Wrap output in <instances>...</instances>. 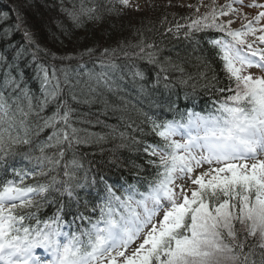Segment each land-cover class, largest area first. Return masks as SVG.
Here are the masks:
<instances>
[{"label": "snow or ice", "instance_id": "snow-or-ice-1", "mask_svg": "<svg viewBox=\"0 0 264 264\" xmlns=\"http://www.w3.org/2000/svg\"><path fill=\"white\" fill-rule=\"evenodd\" d=\"M71 2L69 8L62 0L61 11L77 28L86 21L101 22L105 14L119 17L131 7L130 0H91V6L85 0ZM234 5L243 6V0H227L219 7L211 0L202 15L182 17L185 24L176 23L174 32L167 29L173 35L183 30L185 39L197 44L203 39L198 33L216 32L206 39L208 51L229 83L216 88L227 95L215 113L189 110L187 117L179 113V120L163 121L142 113L141 124L150 126L147 135H154V142L137 138L136 133L145 135L144 128L130 117H119L123 130L116 125L107 126L106 133H93L78 127L73 104H100L102 115L125 111L127 101L122 107L108 99L121 90L117 81L125 79L124 67L136 69L131 77L144 81L135 61L154 65L159 69L156 85L163 76L168 88L170 70L180 74L181 84L193 79L182 64L171 58L162 61L155 42L144 29L135 28V41L119 39L98 55L94 48L80 53L81 60L95 56L98 71L38 63L37 95L17 61L32 48L35 62L42 50L23 28L19 7L14 9L16 23L4 28L0 39L22 30L26 44L12 46L11 61L0 53V264H264V4L253 0L247 5L262 9L251 18ZM189 7L199 13V5ZM8 15L0 14V20ZM237 15L241 24L234 28ZM44 54L52 61L73 59ZM200 59L207 68V60ZM253 68L260 74L249 71ZM198 74L208 79L206 71ZM211 81L218 78L213 75ZM140 91H145L144 84ZM51 105L54 110L46 114ZM173 107L169 102L168 110ZM45 131L46 139L40 140ZM109 136L141 146L154 170L120 194L93 172L92 162L80 152L81 146L107 142ZM19 160L26 165L17 166ZM93 192L99 197L95 204L86 198ZM48 205L56 211L42 220L37 213ZM137 240L141 242L132 248Z\"/></svg>", "mask_w": 264, "mask_h": 264}, {"label": "trees", "instance_id": "trees-1", "mask_svg": "<svg viewBox=\"0 0 264 264\" xmlns=\"http://www.w3.org/2000/svg\"><path fill=\"white\" fill-rule=\"evenodd\" d=\"M62 0H0V14L8 13L7 20H0V34L4 28L14 26L16 16L14 9L19 7L21 15L24 17L25 23L23 28H27L32 34L36 44L42 50L37 61H32V48H28L27 53L17 61L20 69L23 72L24 80L30 89L37 95L40 93V81L37 78V64H52L55 63L60 67L63 63L66 66L78 71L88 69L99 70L96 64V57L84 56L80 59V53L85 52L89 48L99 51L104 48L115 47L119 39L129 38L135 41L137 37L133 36V29L141 28L145 30V34L155 42L160 49L159 57L163 61L165 58H171L172 63L182 64L186 73L191 74L193 79L187 84H181L178 80L181 78L178 72L169 71L171 79L168 81L169 87H164L163 76L161 82L156 85V74L159 71L154 65H150L145 61H135V64L140 71L144 73L145 80L133 79L130 72L135 71L134 68L124 67L123 73L125 79L117 81L120 85V91L117 96L108 95L111 103L121 105L127 101L125 111L112 112L108 115H102L100 112L101 105H76L77 109L74 114L76 126L85 128L93 133H106L109 131L107 126L119 125L123 130L124 123L119 117H130L144 128L145 135L141 136L136 133L138 139L148 142H154L157 138L154 135H147L150 131V126L147 123L141 124L145 120L142 113H147L158 121L176 119L181 117L179 113H183L187 117L188 111L207 115L208 112L215 113L223 95L216 91L218 87H226L228 80L225 77L220 63L208 51L206 39L215 37L216 32L198 33V37H203L200 43L197 44L193 40L185 39L183 30L176 35L168 32L167 29L175 31V24H185L186 21L182 17H193L191 14H171L166 12H157L152 8L154 13L144 15L141 13H133L134 17L125 18L124 14L117 16H109L105 14L103 21H86L82 27H75L72 21L65 13L61 11ZM77 5L79 0H75ZM88 6H91V0H85ZM65 7H72L71 0H63ZM117 8L122 6L117 4ZM163 21V23H161ZM190 22V21H187ZM153 29L148 32L147 29ZM23 31H14L6 39H0V53H3L9 61L14 56L13 47L25 45ZM11 45V46H10ZM56 53L58 57H73L71 60H56L52 61L50 56H46L44 52ZM203 58L207 60L208 67H204ZM84 63L86 68L79 69L78 65ZM121 64L127 65L126 61H121ZM206 71L208 79L205 80L199 76V72ZM218 78V82L211 81L212 76ZM258 75V74H257ZM186 78V77H183ZM215 87L210 85V82ZM141 84L145 85V91H140ZM195 84V89H193ZM233 83V87H234ZM118 97H123L124 100ZM169 102H174L172 110L169 109ZM133 105L135 107H133ZM54 105L49 106L46 114H51L54 110ZM139 109L140 111H137ZM99 121V123H97ZM48 131H45L40 136V140L46 139ZM123 144V147L119 145ZM140 147L138 151L137 148ZM81 154H86V161H91L93 164V172L102 174L106 182L113 186L117 194H120L124 187L128 184L135 183L137 180H142L144 177H150L154 170L146 163L148 157L143 153L142 147L132 143L131 140H121L118 137L112 139L108 137L107 142L92 144L91 146H81ZM26 161L19 160L17 166L26 165ZM9 178H11L9 176ZM29 183L31 181H28ZM103 190L100 186L99 191ZM143 190V189H142ZM81 197L85 196L82 191ZM93 204L97 203L99 197L93 192L92 196L86 197ZM83 203V201H82ZM91 206V205H90ZM83 210V208H81ZM56 211L55 205H48L41 209L38 216L42 220L52 216ZM75 211V207L73 208ZM72 216H67L66 220L70 221ZM77 224L80 222L77 221ZM68 230V228H67Z\"/></svg>", "mask_w": 264, "mask_h": 264}, {"label": "rangeland", "instance_id": "rangeland-1", "mask_svg": "<svg viewBox=\"0 0 264 264\" xmlns=\"http://www.w3.org/2000/svg\"><path fill=\"white\" fill-rule=\"evenodd\" d=\"M227 0H215L216 6L219 7L223 4H225ZM211 0H130L131 7L124 8L123 14L125 18L134 17L133 13H141L144 15H150L154 13L152 11V8L154 7L157 12H166L171 14H191L193 12L192 9L195 7H189V5H199V13L196 12L194 9V13L196 15H202L206 11H208V8L205 7L206 5L210 4ZM263 2H259L257 4H262ZM137 5L139 6L137 8ZM240 9V8H238ZM257 9V10H255ZM262 10V9H261ZM241 11L243 13H246L249 18L255 16L260 10L259 8H250V10L242 9ZM257 13H254L256 12ZM236 20V23L233 25L234 28L240 27L241 20L239 18V15L234 17ZM221 20H226L227 17H221ZM264 25V21L262 20L260 22V25ZM259 34V33H258ZM249 39H252L251 37ZM252 72V70H250ZM177 140H181V137H175ZM182 142V141H181ZM261 159H264V156L260 157ZM206 167V166H205ZM141 241L137 240L133 243L132 248H135Z\"/></svg>", "mask_w": 264, "mask_h": 264}, {"label": "bare ground", "instance_id": "bare-ground-1", "mask_svg": "<svg viewBox=\"0 0 264 264\" xmlns=\"http://www.w3.org/2000/svg\"><path fill=\"white\" fill-rule=\"evenodd\" d=\"M41 255H43V253Z\"/></svg>", "mask_w": 264, "mask_h": 264}]
</instances>
